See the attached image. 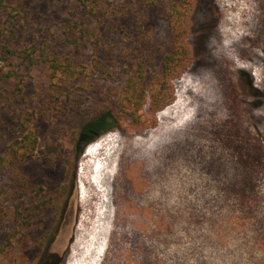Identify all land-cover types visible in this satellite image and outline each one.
Returning <instances> with one entry per match:
<instances>
[{
    "label": "rangeland",
    "instance_id": "rangeland-1",
    "mask_svg": "<svg viewBox=\"0 0 264 264\" xmlns=\"http://www.w3.org/2000/svg\"><path fill=\"white\" fill-rule=\"evenodd\" d=\"M168 1L95 0L93 12L76 0L38 3L18 31L12 58L0 60V154L35 128L38 149L22 170L35 187L21 207L49 202L41 221L24 228L12 196L23 187L10 171L0 175V264H264V0H196L191 63L157 125L139 130L127 119L76 146L79 108L84 116L107 110L124 82L121 60L110 67L114 80L99 78L93 60L117 43L109 56L124 61L134 45L106 29L110 8L132 6L128 29L141 22L150 44L167 47ZM65 18L99 25L107 44L64 45ZM32 44L71 57L81 74L66 84L48 64L28 70ZM108 160L100 184L95 170Z\"/></svg>",
    "mask_w": 264,
    "mask_h": 264
},
{
    "label": "trees",
    "instance_id": "trees-1",
    "mask_svg": "<svg viewBox=\"0 0 264 264\" xmlns=\"http://www.w3.org/2000/svg\"><path fill=\"white\" fill-rule=\"evenodd\" d=\"M53 1L0 0V12L2 13L0 60L8 63L12 58L16 50L12 44L18 31L24 28L26 20L33 15L35 6L38 3ZM76 2L89 12L94 11L95 0H76ZM195 2L196 0H170L165 4L163 17L172 32L167 47H163L165 42L161 43V46L150 44V39H146V35H144L141 22L138 23L139 27L135 31L128 29L126 10L133 13L135 9L132 6L121 4L119 7L112 6L110 8V13L114 16L110 18V24L106 29L111 34L121 35L127 42L134 43V45L128 49L130 56L124 61L120 57L112 59L109 56L111 51H115L114 53L118 55L117 43H109V50H104L102 59L93 60L92 71L103 80L115 79L114 68L110 67H117V61L121 60L122 65L117 70L122 75L124 82L121 91L116 95L115 100L110 102L111 107H108L107 110H89L90 115L84 116L85 113L79 108L78 122L72 132L77 147L94 140L118 123L123 125L127 119L133 128L139 130L151 129L157 125V113L173 103L176 97L174 82L182 76L191 63V48L188 38ZM99 27V25H90L83 18H65L62 30L63 43L77 49L86 42L96 48L104 46L107 43L99 32ZM47 47V44L41 48L32 44L30 49L24 50L23 58H28L27 69L31 70L35 66L48 64L53 74L60 75L63 83L68 84L77 79L81 70L77 68L72 58L66 56L61 59L60 56L51 55ZM35 51L38 53L33 55ZM14 75L17 73L13 69L3 76L8 78L14 77ZM146 104H148L147 114L143 111ZM1 139H3V134L0 131ZM38 144L37 130L35 128L27 129L19 138H14L5 151L0 154V175H3L6 170L10 171L12 177L17 176L20 186L23 187L22 190L15 189L12 194L13 198L19 199V202L13 206V213L15 221L21 223L26 229L33 228L35 222L41 221L42 214L49 202V199L40 200L21 207L25 197L33 192L35 187L30 179L23 176L22 170L26 160L36 153ZM63 159L68 160V155L63 156ZM13 179L15 180V177ZM38 190H42V186H38ZM2 193L3 189L0 187V196ZM2 213H6V211L0 202V215ZM48 234L49 231H46L39 237L38 244L40 246L45 243ZM11 235L13 234H10V238ZM5 249L6 246H0V256Z\"/></svg>",
    "mask_w": 264,
    "mask_h": 264
},
{
    "label": "bare ground",
    "instance_id": "bare-ground-1",
    "mask_svg": "<svg viewBox=\"0 0 264 264\" xmlns=\"http://www.w3.org/2000/svg\"><path fill=\"white\" fill-rule=\"evenodd\" d=\"M109 154V153H108ZM113 153H110V155H112ZM111 157V156H110ZM106 161V160H105ZM104 161V162H105ZM106 163V162H105ZM110 163H111V161H110ZM102 164V163H101ZM108 164H109V160H108V162H107V164L106 165H102V166H100L99 168H96V170H95V172L96 173H98L99 174V176H101V180H99V182H100V184L101 183H103L104 184V182H105V180L107 181V177L109 176L108 175V172H106V171H108V169L109 170H111L110 168H109V166H108ZM98 166V165H97ZM91 169V168H90ZM103 173H105V179H104V177H103ZM103 187V186H102ZM101 187V188H102ZM103 189V188H102ZM101 190V189H100ZM104 192V191H103ZM101 194V193H100ZM101 195H103V194H101ZM102 203V202H101Z\"/></svg>",
    "mask_w": 264,
    "mask_h": 264
}]
</instances>
